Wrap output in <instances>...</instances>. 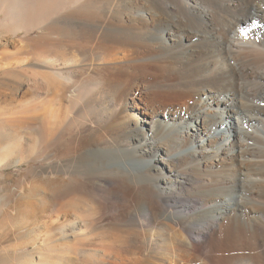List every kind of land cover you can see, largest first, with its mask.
<instances>
[{
	"label": "bare ground",
	"instance_id": "1",
	"mask_svg": "<svg viewBox=\"0 0 264 264\" xmlns=\"http://www.w3.org/2000/svg\"><path fill=\"white\" fill-rule=\"evenodd\" d=\"M54 4L70 9L38 26L40 49L44 42L47 54L66 47L81 63L103 60L106 93L139 79L136 93L153 95V107L141 117L132 111L127 145L118 137L82 136L76 128L44 129L40 136L43 159L57 160L41 174L63 180L64 195L91 186L108 191L117 204L114 227L124 229L105 235L104 257L112 264H149L151 256L216 264L225 230L231 239L241 233L252 239L227 247V264H264V0H0V31L9 27L5 20L18 29L14 34L26 30ZM63 74L52 75L59 80ZM41 79L49 87L50 75ZM170 98L180 105L193 101V110L158 113L157 104ZM27 119L30 128L36 117ZM73 200L79 199L55 209H73ZM164 222L185 236L174 233L162 239L165 245L187 246L193 254L168 247L163 258L153 239L145 243L133 229L166 230Z\"/></svg>",
	"mask_w": 264,
	"mask_h": 264
},
{
	"label": "rangeland",
	"instance_id": "2",
	"mask_svg": "<svg viewBox=\"0 0 264 264\" xmlns=\"http://www.w3.org/2000/svg\"><path fill=\"white\" fill-rule=\"evenodd\" d=\"M50 9L51 14L47 18L39 19L41 23L37 21L27 24L26 30L20 29L14 34L13 30L18 29L5 20L4 23L9 27L0 31V264H112L110 259L104 257V250L110 242L107 234L124 229L119 225L114 227L119 214L117 204L110 198L108 191L95 190L91 186H87L86 190L81 189V192L64 195L63 180L45 178L41 174L43 166L57 160L43 159L40 136L44 129L49 131L61 127L65 131L76 128L82 136L91 133L93 136L99 135L106 142L118 137L122 145H127L128 133L125 127L134 115L132 111H135V116L141 117V111L150 105L153 107V95L148 91L141 96L136 93L141 82L139 79L129 80L125 86L107 94L104 90V77L107 76L108 65L104 66L103 60L95 56L81 63L78 53L66 47L53 46L52 53L47 54L44 52V42L40 49L42 40L38 41L37 38L43 30L38 26L48 23V20L49 24L61 20L55 18L62 17L61 13L70 8L54 4ZM68 21L66 24H73ZM56 70L64 73V78H55L52 74ZM44 73L50 75L48 89L41 79ZM174 103L170 98L166 105L157 104L158 113L162 109L175 112L181 109L182 113H187L194 107L193 101H186L182 105ZM34 117L36 120L32 121V126L27 127V118ZM158 132L160 135L161 131ZM79 182L76 180L73 185H79ZM73 198L80 200H76L78 204L73 200L78 208L72 206L73 209L67 208L65 211L55 209L58 204ZM164 224L169 227L166 230L161 226L158 229L154 227L156 232L139 226L133 229L135 232L138 229L136 233L139 236L142 234L140 237L145 243L147 239H153L154 252L157 250V254L162 253L160 256L168 258L169 254L165 253L169 246L162 239H171L174 233L178 234L179 239L185 236L178 227L166 222ZM228 234L225 230L220 233V251L215 253L214 258L216 264H227L230 254L226 251L227 247L234 244L244 247L252 243V239H248L244 233L232 239ZM158 248L164 250L161 252ZM187 248L185 246L179 251L177 246H172L167 251L171 249L183 255L184 252H190ZM83 254H86L85 258ZM142 255L136 257L143 258ZM150 258L149 261L153 262L149 264L161 262L159 256ZM178 261L170 257L166 263L162 261L160 264H183ZM196 261L192 258L193 263L199 264ZM206 263L205 260L200 261V264Z\"/></svg>",
	"mask_w": 264,
	"mask_h": 264
}]
</instances>
